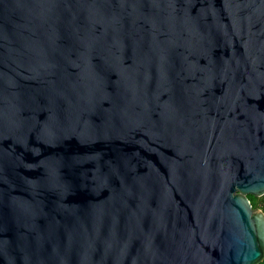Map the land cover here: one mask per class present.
Wrapping results in <instances>:
<instances>
[{"label": "water", "instance_id": "95a60500", "mask_svg": "<svg viewBox=\"0 0 264 264\" xmlns=\"http://www.w3.org/2000/svg\"><path fill=\"white\" fill-rule=\"evenodd\" d=\"M264 0H0V264H262Z\"/></svg>", "mask_w": 264, "mask_h": 264}, {"label": "trees", "instance_id": "16d2710c", "mask_svg": "<svg viewBox=\"0 0 264 264\" xmlns=\"http://www.w3.org/2000/svg\"><path fill=\"white\" fill-rule=\"evenodd\" d=\"M248 198H249V200H250V202H251V204H252L254 209H256V210L257 209H262L263 212H264V197H262V198H254L252 196H249ZM262 264H264V262Z\"/></svg>", "mask_w": 264, "mask_h": 264}]
</instances>
